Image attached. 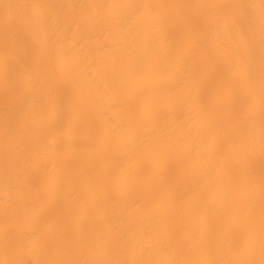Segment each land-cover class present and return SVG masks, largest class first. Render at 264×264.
Here are the masks:
<instances>
[{
	"label": "bare ground",
	"instance_id": "1",
	"mask_svg": "<svg viewBox=\"0 0 264 264\" xmlns=\"http://www.w3.org/2000/svg\"><path fill=\"white\" fill-rule=\"evenodd\" d=\"M0 264H264V0H0Z\"/></svg>",
	"mask_w": 264,
	"mask_h": 264
}]
</instances>
